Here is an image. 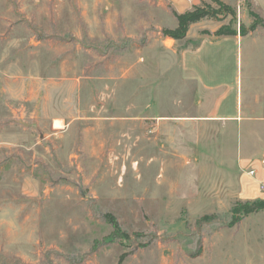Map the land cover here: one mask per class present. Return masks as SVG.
I'll return each instance as SVG.
<instances>
[{
  "label": "rangeland",
  "instance_id": "obj_1",
  "mask_svg": "<svg viewBox=\"0 0 264 264\" xmlns=\"http://www.w3.org/2000/svg\"><path fill=\"white\" fill-rule=\"evenodd\" d=\"M220 1L234 18L173 40V13L202 0H0V264H264V210L230 225L237 203L264 202L241 194L263 154L241 165L250 138L192 122L182 54L249 11L264 20L258 0ZM232 41L207 46L217 68L264 65L263 36Z\"/></svg>",
  "mask_w": 264,
  "mask_h": 264
},
{
  "label": "crops",
  "instance_id": "obj_2",
  "mask_svg": "<svg viewBox=\"0 0 264 264\" xmlns=\"http://www.w3.org/2000/svg\"><path fill=\"white\" fill-rule=\"evenodd\" d=\"M258 1L261 4L264 3L263 0ZM202 2L208 3L205 0H202ZM194 6L198 5H196V3L194 2L192 4V8ZM204 22L209 21L202 20L198 23L193 24L192 27H199V25L203 24ZM251 22L252 21L249 18L246 20V23H244L246 24V26H249ZM218 28L219 26L215 29V31ZM215 31H213V33ZM213 33H211V35ZM260 36L264 37V28L262 27H258L256 30L248 33L243 37L237 35L215 37L214 39H199L198 42L196 41V46L192 47V51H190L192 53V56L190 55V52H184L182 54L183 59L186 60L187 67H189V69L192 71V122L222 121L224 123H231L237 128L240 142L241 137L243 136H247V138H250L254 144L252 148H241L239 151V159H241V165L242 163L249 162L248 156H250V153L253 151H259L264 156V133L258 134L256 131L254 132L250 128L251 126L248 125V123H251L252 121H256L260 125L264 124V65L257 69V67L251 65L253 56L248 55V58H244L243 61V56L241 55L240 62L238 58V67L236 70L234 69V71L231 72V69H226L225 65L227 66V63L225 64L224 60L221 61L222 63L220 67L217 68L219 57L217 55H212V52L210 51L211 47L207 46L209 44L211 45V43H228L232 40L235 45H238L239 43L242 45L243 41L251 37L257 38ZM252 44V46H259L260 43L253 39ZM223 57L224 59H228V54L225 53ZM261 62L264 63V56L263 58H261ZM224 72L226 73V76L225 78L223 77L221 79V83L212 82L215 79L218 80V75ZM231 77L233 82H231ZM251 87L255 90L254 95L245 94V92L247 93V88L250 89ZM233 88L235 92H232ZM199 90H201L202 92L200 93ZM218 91L220 93L219 99H215ZM231 93H234L233 100L230 97ZM248 96H253V101L257 105V107L254 109L255 112H253V114H250V112L248 113V111L245 110L249 109ZM227 99L228 103L225 106H222L221 103H224ZM220 100H222L221 103H219ZM231 104L233 106L232 112L230 111ZM259 161H257V166L261 170L259 171V169L255 168L257 178H261L264 174V167L260 166ZM245 177H242L241 194H243L245 198L249 199L252 195H254V193L249 194L246 191L245 186H248L250 191L256 192V182L250 177ZM251 184H253L255 187L254 191L251 187H249Z\"/></svg>",
  "mask_w": 264,
  "mask_h": 264
},
{
  "label": "trees",
  "instance_id": "obj_3",
  "mask_svg": "<svg viewBox=\"0 0 264 264\" xmlns=\"http://www.w3.org/2000/svg\"><path fill=\"white\" fill-rule=\"evenodd\" d=\"M215 5V7L212 6ZM176 20V28L173 30L166 29L162 32L164 37L180 40L185 38L188 29L191 25L198 23L202 20H213L220 21V17L224 18L230 16L235 17L234 11L228 5L224 4L220 0H210V3L202 2L200 6H194L192 10L184 13H173ZM249 16L253 19L252 23L246 27L243 24H239L238 27H234L232 22L228 25L220 26L214 33L213 36H246L248 33L253 32L258 27L264 28V20L253 11H249ZM264 210V202L258 201L253 203H237L232 208V219L230 225H235L240 222L243 217L248 216L252 213L260 212ZM106 222L112 227L114 235L121 236L117 221L109 214L105 215ZM118 264H121V259Z\"/></svg>",
  "mask_w": 264,
  "mask_h": 264
},
{
  "label": "built area",
  "instance_id": "obj_4",
  "mask_svg": "<svg viewBox=\"0 0 264 264\" xmlns=\"http://www.w3.org/2000/svg\"><path fill=\"white\" fill-rule=\"evenodd\" d=\"M259 164L261 167H264V158L260 159ZM245 174L251 179L255 180L258 193L264 195V174L261 178H257L255 168H249L247 171H245Z\"/></svg>",
  "mask_w": 264,
  "mask_h": 264
},
{
  "label": "bare ground",
  "instance_id": "obj_5",
  "mask_svg": "<svg viewBox=\"0 0 264 264\" xmlns=\"http://www.w3.org/2000/svg\"><path fill=\"white\" fill-rule=\"evenodd\" d=\"M56 126H59L60 124L58 122L55 123Z\"/></svg>",
  "mask_w": 264,
  "mask_h": 264
}]
</instances>
